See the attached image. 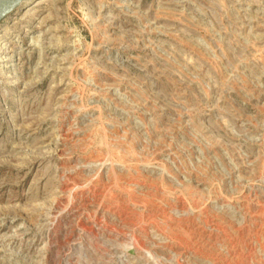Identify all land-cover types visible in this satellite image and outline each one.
<instances>
[{
	"label": "rangeland",
	"instance_id": "374dc122",
	"mask_svg": "<svg viewBox=\"0 0 264 264\" xmlns=\"http://www.w3.org/2000/svg\"><path fill=\"white\" fill-rule=\"evenodd\" d=\"M0 264H264V0L1 22Z\"/></svg>",
	"mask_w": 264,
	"mask_h": 264
},
{
	"label": "water",
	"instance_id": "95a60500",
	"mask_svg": "<svg viewBox=\"0 0 264 264\" xmlns=\"http://www.w3.org/2000/svg\"><path fill=\"white\" fill-rule=\"evenodd\" d=\"M28 1L35 0H0V23Z\"/></svg>",
	"mask_w": 264,
	"mask_h": 264
},
{
	"label": "bare ground",
	"instance_id": "6f19581e",
	"mask_svg": "<svg viewBox=\"0 0 264 264\" xmlns=\"http://www.w3.org/2000/svg\"><path fill=\"white\" fill-rule=\"evenodd\" d=\"M29 2H31V1L26 2V4L29 3Z\"/></svg>",
	"mask_w": 264,
	"mask_h": 264
}]
</instances>
